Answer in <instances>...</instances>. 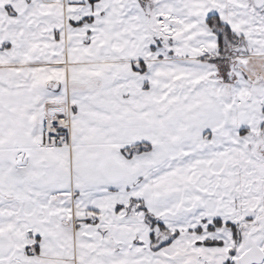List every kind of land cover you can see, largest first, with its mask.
I'll return each instance as SVG.
<instances>
[{"label": "snow or ice", "instance_id": "snow-or-ice-1", "mask_svg": "<svg viewBox=\"0 0 264 264\" xmlns=\"http://www.w3.org/2000/svg\"><path fill=\"white\" fill-rule=\"evenodd\" d=\"M0 264H264V0H0Z\"/></svg>", "mask_w": 264, "mask_h": 264}]
</instances>
